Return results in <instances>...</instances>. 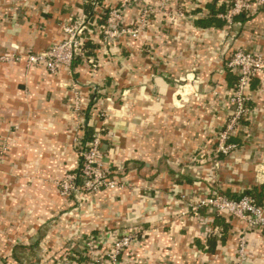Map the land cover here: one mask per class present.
Segmentation results:
<instances>
[{
	"label": "crops",
	"instance_id": "1",
	"mask_svg": "<svg viewBox=\"0 0 264 264\" xmlns=\"http://www.w3.org/2000/svg\"><path fill=\"white\" fill-rule=\"evenodd\" d=\"M87 1L0 0V264H91L134 229L120 264H237L242 239L250 264H264V229L187 206L247 192L264 205V75L252 83L239 146L216 153L235 110L228 61L239 49L264 57V10L203 28L196 21L222 13L227 0H176L183 16L174 20L159 0H131L121 28L136 37L107 44L95 20L87 33L95 57L80 55L57 74L29 65L65 40L67 25L89 22ZM101 1L102 13L124 0ZM88 131L101 132L104 168L120 187L77 205L58 182L78 172Z\"/></svg>",
	"mask_w": 264,
	"mask_h": 264
},
{
	"label": "built area",
	"instance_id": "2",
	"mask_svg": "<svg viewBox=\"0 0 264 264\" xmlns=\"http://www.w3.org/2000/svg\"><path fill=\"white\" fill-rule=\"evenodd\" d=\"M131 0H124L122 7L112 9L109 13L107 24L100 29L105 43L110 44L120 35L129 34L136 37L138 30L121 28L123 20V9ZM176 0H159L160 11L169 20L182 13L173 12ZM264 10V0H227V8L219 13L217 18L227 25L233 24L235 18L246 14L251 17ZM152 10H145L142 22H145ZM89 22L71 23L65 27L66 38L48 50L30 55L29 65L37 66L44 64L51 74L59 73L63 68H71L76 57L81 55L85 47ZM228 69L237 77L230 101L234 106V113L226 120L223 128L216 137V153L219 156H228L237 149L233 139L237 136L243 121L252 112L249 104L252 101V82L264 75V57L253 51L239 49L231 54L228 61ZM76 107L79 108V98H76ZM103 136L96 131L90 138H85L79 144L80 167L76 173H67L58 182L61 195L74 201L77 205L87 203L89 199L104 189H117L120 184L117 180L108 176L104 168L103 158ZM186 200V198H184ZM188 209L191 214L199 215L202 210L218 215L228 214L239 220L249 222L254 228L264 229V205H259L250 196L241 199H231L220 193L197 200L188 201ZM137 230H129L116 234L112 241L110 251H106L96 257L91 264H120L119 257L124 254L137 238ZM91 245V243H90ZM90 248V247H89ZM92 252V249H90ZM109 252V253H108ZM107 257V261L105 258ZM237 264H250L247 255V244L242 239L238 249Z\"/></svg>",
	"mask_w": 264,
	"mask_h": 264
},
{
	"label": "trees",
	"instance_id": "3",
	"mask_svg": "<svg viewBox=\"0 0 264 264\" xmlns=\"http://www.w3.org/2000/svg\"><path fill=\"white\" fill-rule=\"evenodd\" d=\"M102 7V1L101 0H98V1H91V0H88L85 5H84V12H85V15L87 16V19L89 21V24H93L94 21L96 20V22L98 23L99 27V30L104 27L106 24H107V19H108V16H109V13L112 9H107L105 11H103L102 13L100 11H98V9ZM226 10V8H225ZM224 10V11H225ZM223 11V12H224ZM250 17H247L246 14H242L238 17L235 18V20H247L249 19ZM223 23H225L224 21H222L221 19L217 18V15L214 14V12L212 13V15L210 17H208L207 19H204V20H198L196 21V25L199 26V27H203V28H210V27H221L223 26ZM95 28V27H94ZM95 30V29H94ZM88 33V31H87ZM102 38H103V35H101ZM94 50H96V45H94L92 43V41L90 40H87L86 41V44H85V47L83 48V52L81 54V57L84 56L86 58H90V57H95V53H94ZM77 57H80L77 56ZM76 57V59H77ZM75 59V61H76ZM73 63V65H75V62ZM72 65V66H73ZM254 82V81H253ZM252 82V83H253ZM252 86V85H251ZM249 108L252 109V105L251 103L249 104ZM95 131H88L87 132V135H86V138H90L93 134H94ZM233 142L235 143V140H233ZM237 144V143H236ZM239 145L237 144V147ZM221 194V193H220ZM223 195V194H222ZM245 196H250V197H253L255 200H256V197L255 195L252 193V192H247V193H244L242 196L240 197H237L235 199H241L242 197H245ZM257 201V200H256ZM257 203L259 205H262L260 204L258 201Z\"/></svg>",
	"mask_w": 264,
	"mask_h": 264
}]
</instances>
